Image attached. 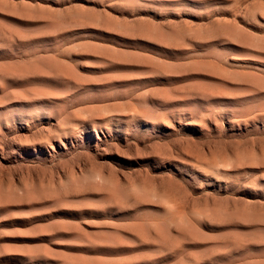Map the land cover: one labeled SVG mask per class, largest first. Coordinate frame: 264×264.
Returning a JSON list of instances; mask_svg holds the SVG:
<instances>
[{
	"label": "rangeland",
	"instance_id": "obj_1",
	"mask_svg": "<svg viewBox=\"0 0 264 264\" xmlns=\"http://www.w3.org/2000/svg\"><path fill=\"white\" fill-rule=\"evenodd\" d=\"M0 264H264V0H0Z\"/></svg>",
	"mask_w": 264,
	"mask_h": 264
}]
</instances>
